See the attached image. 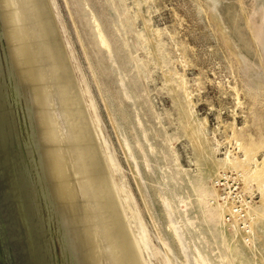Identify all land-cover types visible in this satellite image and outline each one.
<instances>
[{
    "label": "rangeland",
    "instance_id": "1",
    "mask_svg": "<svg viewBox=\"0 0 264 264\" xmlns=\"http://www.w3.org/2000/svg\"><path fill=\"white\" fill-rule=\"evenodd\" d=\"M224 1L46 0L142 264H264L258 0Z\"/></svg>",
    "mask_w": 264,
    "mask_h": 264
},
{
    "label": "water",
    "instance_id": "2",
    "mask_svg": "<svg viewBox=\"0 0 264 264\" xmlns=\"http://www.w3.org/2000/svg\"><path fill=\"white\" fill-rule=\"evenodd\" d=\"M0 264H142L46 0H0Z\"/></svg>",
    "mask_w": 264,
    "mask_h": 264
},
{
    "label": "bare ground",
    "instance_id": "3",
    "mask_svg": "<svg viewBox=\"0 0 264 264\" xmlns=\"http://www.w3.org/2000/svg\"><path fill=\"white\" fill-rule=\"evenodd\" d=\"M208 5L213 15L215 16L213 17L216 19L217 17H219V15H222L225 1L224 0H208ZM255 6L256 7L254 9L256 10L254 13V20H255L256 26H255L254 35H255V40H256L258 51H259V54L261 56V61H262V64H260L261 67L259 68L261 71L259 72L261 73L260 75H263L264 74V0H258L257 5ZM220 18L221 17H219L218 19L220 20ZM241 57H242L241 60L243 59L242 62H245L247 57H245V55L244 56L241 55ZM244 67L246 68L247 66L245 65Z\"/></svg>",
    "mask_w": 264,
    "mask_h": 264
}]
</instances>
